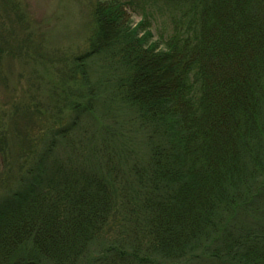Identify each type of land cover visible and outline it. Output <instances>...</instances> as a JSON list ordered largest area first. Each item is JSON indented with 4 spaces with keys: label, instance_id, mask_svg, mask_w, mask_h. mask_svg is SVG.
<instances>
[{
    "label": "trees",
    "instance_id": "trees-1",
    "mask_svg": "<svg viewBox=\"0 0 264 264\" xmlns=\"http://www.w3.org/2000/svg\"><path fill=\"white\" fill-rule=\"evenodd\" d=\"M91 1L70 102L0 132V264H264V0Z\"/></svg>",
    "mask_w": 264,
    "mask_h": 264
},
{
    "label": "rangeland",
    "instance_id": "rangeland-1",
    "mask_svg": "<svg viewBox=\"0 0 264 264\" xmlns=\"http://www.w3.org/2000/svg\"><path fill=\"white\" fill-rule=\"evenodd\" d=\"M92 13L91 0H0V46L9 48L0 65V132L10 126L11 146H26L22 135L15 136L11 123H41L39 115L42 123H53L57 103L66 98L70 102L76 84L70 79L71 62L87 47L94 27ZM128 19L132 24L140 21L131 12ZM152 41H157L154 34ZM113 106L109 123H121L120 131L132 137L130 156L139 157L143 152L140 135L135 136L132 128L128 131L126 111ZM119 226L118 214L106 234L113 235Z\"/></svg>",
    "mask_w": 264,
    "mask_h": 264
}]
</instances>
